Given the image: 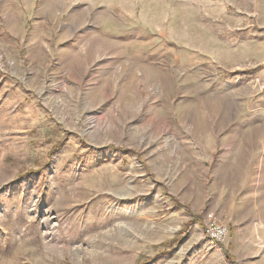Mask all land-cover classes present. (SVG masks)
<instances>
[{
	"label": "rangeland",
	"instance_id": "1",
	"mask_svg": "<svg viewBox=\"0 0 264 264\" xmlns=\"http://www.w3.org/2000/svg\"><path fill=\"white\" fill-rule=\"evenodd\" d=\"M0 264H264V0H0Z\"/></svg>",
	"mask_w": 264,
	"mask_h": 264
},
{
	"label": "built area",
	"instance_id": "2",
	"mask_svg": "<svg viewBox=\"0 0 264 264\" xmlns=\"http://www.w3.org/2000/svg\"><path fill=\"white\" fill-rule=\"evenodd\" d=\"M227 227L215 216L209 217L204 228V236L212 249H218L227 237Z\"/></svg>",
	"mask_w": 264,
	"mask_h": 264
}]
</instances>
